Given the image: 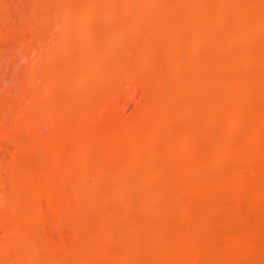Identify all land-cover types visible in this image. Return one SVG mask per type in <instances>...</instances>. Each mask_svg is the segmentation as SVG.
Listing matches in <instances>:
<instances>
[{
	"label": "rangeland",
	"instance_id": "obj_1",
	"mask_svg": "<svg viewBox=\"0 0 264 264\" xmlns=\"http://www.w3.org/2000/svg\"><path fill=\"white\" fill-rule=\"evenodd\" d=\"M143 1L139 0V3L141 2L139 4L138 0H0V212L5 210L7 211L6 215L7 213L9 215L6 216L5 223L0 224V264H169V262L170 264H181L180 259H178L181 256L178 257V252L182 251L184 247H186L184 248L186 253L182 254V257L185 259L181 258L183 260L182 264H233L234 261L237 262L236 264L238 262L240 264H264V232L260 233L262 237H258V235L255 237L256 239H252L250 236L259 234L253 233V231L256 232L255 228H259L257 232L262 228V225H260V228L258 224H254L255 222H263L262 220H264L262 219L264 218V198L261 199L263 202L260 200L261 204L258 203L259 207L256 206L258 208L255 207V209L254 207L252 208L249 198L248 200L245 199V203L244 200L240 201L237 207V204L234 205L237 203V200H233L232 196L226 193H224L226 195H222L221 193L224 197H220L221 195L219 194L210 195L203 193L200 194L203 196H199L193 192L195 195L192 193V196H187L189 202L184 200L192 204V198L195 196L194 201L198 199L199 202L196 201L192 204L197 205L195 206L196 209L192 206V209H194L192 211L195 212L191 211V216L185 217L179 211L180 202L177 203L175 201L176 198H174L179 193L180 188L176 187V183L175 185L173 182L170 183L171 177L173 178V174L178 173L177 171L182 166L181 164L185 163L184 165H186V162L189 164L190 158L191 161L193 160L191 153L196 154L198 152L197 154H200V152H204L202 149H205L203 148L205 143L203 141L205 140L203 138L195 139L191 134L192 132L190 133L188 129L189 124L191 126L194 124L193 119L191 120L192 115L188 111V106L190 107L193 101L192 96L194 95V91H191L193 84L207 81L206 84L210 85L211 83L212 85V82L214 83L219 75L224 77H233L237 74L245 76V74L250 72V67L249 69L243 67L245 70H242L246 71L245 73L242 70H236V55L231 61L224 63L218 68L205 67L210 59L214 57L210 52L214 54L215 51L213 52L211 48L216 47L215 45L217 44H221L222 46L230 42L231 33L229 32H231V29L229 27H232V24H228L227 30L225 28L224 30L226 31H224L215 22L217 18L214 16V13H210V16L206 13L203 18H199L200 20L203 19V21L207 20V22L201 20L203 24L200 23L202 25L200 26L201 28L207 27L206 34L203 28H199L203 33L199 30V32L196 31V34L198 38H202L200 35L205 34V39L208 35L211 34V36L203 41H201L202 39H198V41H201V43H198L194 39L196 34L191 31L192 26L183 22L184 14L182 11H185L186 8V10L191 9L192 4L180 5L178 0H163L165 3L160 0L159 2H162L163 6L165 5L164 8L157 7L154 11L158 13H154L153 11L154 14L149 13L150 17L147 16L148 14L143 16L144 18L148 17V19L146 18L147 22L144 19L145 24H142V33L144 34L145 32L142 35L143 38L139 37V39H135L132 37L130 40V33L132 34L128 28L130 26L128 25L127 27V24L125 26L123 22L127 19L129 22L133 21V17H140L139 15L146 14L147 7L142 3ZM209 1L211 3V1L217 0ZM218 1L220 2V0ZM233 1L230 0L227 6L231 4L232 6L230 5V7H236L237 4L238 7L241 4L242 7L239 6V8L244 18H249V15L252 17V12L250 13V11L254 0H251V2L250 0L247 2L246 0H240L241 3L239 1L238 3H234L235 1ZM242 1L246 5L242 4ZM205 2L204 5L207 4ZM217 2H213L212 4L216 6L218 5ZM84 3H86L85 7ZM166 4L168 5L166 6ZM209 5L207 4L206 6L208 7ZM184 6L188 7L184 8ZM245 6L250 11H245ZM179 8L181 9L179 10ZM203 8L206 7L198 8L201 9V12L199 10H196V12H199L198 14L202 13V10H205ZM228 8L229 6L225 9ZM88 9L90 12L92 11L91 13L92 15L94 14V17L96 16L95 18L89 17L88 19L83 16L85 10L88 11ZM140 9L142 12L145 10V13L142 14ZM151 10L150 8L148 12ZM193 10L195 9L193 8ZM96 11H100L101 13ZM180 12L182 13L180 14ZM196 12L195 14H197ZM156 14H158L159 19L155 18ZM197 15H195V18H198ZM130 17L132 18L131 20L129 19ZM199 19L197 20L200 22ZM259 26L264 29L262 24ZM261 28L259 27L255 31ZM212 30H214L215 35L211 33L213 32ZM208 31L210 34H208ZM258 31L257 33L262 35L261 31ZM117 34L119 36L120 34L121 36L125 34V36L117 38L119 37ZM219 34L221 36H218ZM216 37H218V41ZM221 37H223V40ZM209 39L211 41H208ZM214 39L218 43L215 42V45L214 43L209 44V42H214ZM259 39L261 42L257 40L258 43H255H257V46L261 43L262 46H258L261 50L264 44V35ZM198 44L203 46V48ZM116 50L119 51L117 52ZM258 61L256 67L253 66L254 70L251 69L254 74L264 71L262 70L264 68V60L260 61V63L263 62L261 65L260 63L258 64ZM106 65L108 67H105L107 70L104 68ZM98 68L104 69L107 72H114L111 73V76H116V78L114 77L116 81H113L116 83L113 84L114 87L112 85L110 89V86H108V90L107 87L101 86L98 88L99 90L97 89L98 91L96 90L97 87L93 86L91 88L96 80V77L92 76L93 73L95 72L96 75L94 74V76H97L100 70L99 77L103 73ZM31 75L35 77L33 82L35 84H32V89L29 86L32 92L27 88L32 83L30 79L33 78H29ZM198 78L200 82H198ZM92 80V83L87 82L89 86L91 84V87L87 85V88L84 81ZM80 82H84L85 84H80ZM145 89H149L150 91L147 93L153 95L152 98L149 95L150 100L147 102V97L146 100L144 97L145 91H147ZM164 89L167 92L166 95L163 93L162 96L165 97L159 98L158 94H161L159 92H165ZM33 90L36 91L34 92ZM151 91L153 93L156 92L155 95L157 91L159 92L155 96ZM42 93L46 95L45 100L42 98ZM146 95L148 96V94ZM40 100L43 106L40 105ZM142 105L148 109L149 117L151 116L152 118L148 122L152 127L147 126L148 124L145 125L146 129L147 127L150 129H147L148 134L145 132L146 129L143 124V121H147L145 118H140L146 117V115V119L149 118L147 109H140ZM139 109L142 113L146 111L144 115L138 116L141 114ZM150 111L153 112V116L150 115ZM185 113L188 116L186 115L185 117ZM33 115L40 119L36 124L35 120L34 122L32 121ZM113 115L117 116H114L115 118L113 119ZM213 116L212 119L217 118L216 120L219 122H217V125H221L224 131H231L230 125H232V122L229 118H220L217 111L213 113ZM187 117L188 119L190 118L188 120L190 121L189 123L187 120H184ZM133 118H138V126L143 125L144 127H140L144 132L142 130L141 133L143 134L139 135L144 145L148 138L150 139L148 142L153 140V129L156 132L154 133V138H158L148 144L146 143L150 148L155 141L152 149H146L148 151H145L143 154L137 153L138 158L135 156L136 153L133 155V149H135L133 145L130 147L131 144H128L132 139L136 143L135 139L132 138L133 134L141 130H138L139 127L133 124L134 122H131ZM139 118L140 120L144 119L143 121L141 120L142 123L139 121ZM87 119L88 123H91L85 126ZM115 119L116 122L114 121ZM119 119L126 121L120 122ZM118 121L119 125L117 124ZM192 121L193 123L191 124ZM125 122H130L132 123L131 126L135 125L136 128L138 127L137 130H132L135 127H129L130 123L126 125ZM121 123L126 125L125 128L127 129L123 130L128 132L127 134H129V131L131 134L133 133L130 136L131 134L126 135V132H124L125 138L121 137L123 140L132 138L128 142L124 140L125 145L128 144L129 147H125L124 143H122L123 141L121 142L122 147H124L122 150L125 152L120 150L121 143L119 142V136H115V139H108L110 136L114 137L112 133L115 130L118 129L116 131L118 132L122 129L117 127L122 126L123 124L121 125ZM124 126L122 127L124 128ZM149 131H151V134H149ZM224 131L223 135L227 133V131ZM107 133H109L108 138ZM42 136H44L43 138L47 143L41 138ZM228 137H230L228 138L230 141L227 138L225 139H227L229 145H235V148L237 146L240 147L239 149H235L239 151L237 153L240 154V158H230L223 163L224 165L214 169V171H210V173H208L209 171L205 173V171L197 169L194 172L197 173L196 175L199 180L206 181L209 177L210 180L212 178L213 180H217L222 174L229 176L231 174L233 182H238V180L240 182L243 179L242 176L240 177L237 174L240 162L242 161L241 163L243 164L241 166L245 168L253 167L254 161H252V165V162H247L248 160L245 162L244 160L246 155L243 153L246 150L244 135L238 132ZM169 138L171 139L168 140ZM172 138L175 139L174 142ZM191 138H194L196 141L194 139L191 140ZM176 140L177 142H175ZM166 141L168 143L171 142L172 146H175V149L172 147L174 150H176V146L177 148L179 147L181 155L177 153L179 155L177 156V154L172 153L174 151L172 149V152L168 150V152L170 151L168 153L166 151L168 147L165 149L167 146ZM191 141L194 143L192 144ZM139 142L141 143V141ZM175 143L181 144L178 146L179 144ZM113 144L120 151H117L116 147H113ZM193 145L196 146L193 148ZM168 146L170 147L169 144ZM158 149L161 154H158ZM193 149H196L197 152ZM121 151L124 152L122 153L123 156L125 155L124 158L119 157L121 155L119 152ZM195 154H193L194 157ZM82 157H85L87 160V163L84 165L80 164L79 159ZM178 157L183 160L180 161ZM153 159L156 161L155 165ZM96 163L97 166L95 165ZM234 163L236 168H234ZM184 165L182 166L183 168L185 167ZM178 166L179 168H177ZM71 167L72 169L74 167L76 172H72L73 170H70ZM189 167L190 169L192 168L191 164ZM189 167L187 171L190 173ZM157 168L160 170L157 171ZM166 170L169 171L166 172ZM171 170H174V172L171 173ZM235 173L237 175L234 176ZM159 174L160 176L155 177V175ZM15 176L19 179L15 178ZM82 176L86 178V183H83L84 185L86 184V187L84 186V190L81 188L82 192H77L75 185L80 178L84 179ZM24 179H27L26 182H29L24 184ZM245 179L244 177L243 180ZM118 191H122L123 194L119 193L121 197L118 196ZM160 193L164 197H160ZM217 197L221 199H219L218 203ZM162 200H165L164 203L161 202ZM173 200L174 202H172ZM211 201L212 203H210ZM233 202L235 203L233 204ZM145 203L147 205L152 204V207H155L152 210H144ZM158 203L161 206L156 205ZM22 204L28 205L30 213L26 212L28 208L24 210L25 214L22 213L24 212L22 209L25 208L21 206ZM208 204L212 208L210 207L209 209V206L208 208L205 206ZM228 204L229 206H226ZM249 204H251V207H249ZM232 205L234 206L231 207ZM240 205L243 207L240 208ZM158 206L162 207V211L157 208ZM219 208L223 209L220 211ZM239 208L241 211L238 210ZM249 210L250 212H248ZM222 211L223 216L226 215V218L220 216L222 215ZM31 212L33 213L31 214ZM206 212H209L210 214L208 215H212L213 217L205 220L207 222L211 221L213 225L210 222L206 224V221H204L203 215L205 216ZM214 212L218 214L213 215L215 214ZM244 217L246 220L249 217L251 218L250 220L248 219L251 223L247 220L251 226L248 227L249 230L236 225L233 221L234 219H242L244 221ZM192 218L193 220H191ZM197 220L198 224L196 223ZM219 220L224 222L219 223ZM225 223L227 226H224ZM195 224L198 226L196 227ZM171 227H174L175 230H181V227L186 230L189 228L190 230L188 231H199L201 228L203 231V228L206 227V233L223 234L222 238L226 234L225 230H227L229 234H237L236 237L238 239L234 238L235 240H232V234L230 235L231 238L227 234L228 236H224L225 238L222 240L220 238L217 242L214 241L213 245H208V249H203L202 245L199 244V246L192 239L189 240L190 238H187L189 240L188 243V240H184L186 239L185 236L183 237L184 239L181 237L182 241L179 238V240L175 238V241L177 240L175 242L174 235H172L175 230L173 228L171 230ZM221 227H226L225 230L223 229L224 233L221 230L219 232V228L221 229ZM208 229L211 231H207ZM163 230L166 232L169 230L167 233L170 239L168 243L171 244L170 241L172 240V243L174 241L176 244L173 243L172 245L175 248L166 246L168 243L165 241L168 240V236L165 235L166 232H163ZM170 231L173 232L171 233ZM248 233L249 235L246 238L245 234ZM238 235H242V238L239 239ZM23 242L25 243L23 244L24 246L22 245ZM183 242L185 243L184 247ZM224 242L225 245L223 244ZM190 243H194L197 246L192 245V247H195H191L192 249L187 248V245ZM241 245L242 247L246 246V248L243 247V249ZM28 246L29 249H27ZM176 246L182 247L179 249ZM218 246L220 247L218 248ZM197 247L199 252L193 250L197 249ZM213 247H217L218 249ZM247 247L250 249L253 247V249L250 250ZM34 249H37L36 251L38 252ZM219 249L220 251L218 252ZM254 249L255 251L258 249V251L255 252ZM165 250L170 254L167 258L165 254L167 255L168 253ZM248 250L250 251L248 252ZM175 253H177V258ZM194 253L199 255V257L194 256ZM220 253L222 257L219 255ZM129 256L130 259H127ZM164 258L166 259L164 260ZM158 259H162L163 261L161 262ZM127 260H132L133 262ZM166 260H172V262Z\"/></svg>",
	"mask_w": 264,
	"mask_h": 264
},
{
	"label": "bare ground",
	"instance_id": "obj_2",
	"mask_svg": "<svg viewBox=\"0 0 264 264\" xmlns=\"http://www.w3.org/2000/svg\"><path fill=\"white\" fill-rule=\"evenodd\" d=\"M142 1V0H141ZM160 0H144L142 3H144V5H146V14H143V13H145V10H144V12H142L141 11V9H140V11H141V13L143 14L142 16L141 15H139L140 17H133V15H131V17H133V21H128V19L126 20L127 21V23H125L126 21H124L123 22V24L126 26V24H127V27H128V25L130 26V27H128L130 30H131V32H132V34L130 33V36L131 37H129V39L131 40V38L133 37V38H138L139 39V37H141V38H143V36L142 35H144L145 34V32H144V34L142 33V31H143V29H142V27H143V25L145 24V22H147V19H148V17H143L144 15L146 16L147 14V16H149L150 17V14H154L155 12H157V11H154V10H156L157 9V7H163L164 8V6L159 2ZM163 1V0H162ZM218 1V0H217ZM217 1H213L214 3L215 2H217ZM230 0H220V2L218 1L217 3H218V5H216V6H214L212 3V1H211V3H210V1L208 0V1H204V0H178V3L180 4V5H187L188 3L191 5L192 4V7L195 9V10H193V8L191 7V9L189 8L188 10H186L187 8L186 7H188V6H184V8H186L185 9V11H182L183 12V22L185 23V24H190L189 26H192L191 28H192V30L191 31H193V33L194 34H196V31H198L199 32V30L200 29H202L200 26H202L200 23H202L201 22V20L203 21V19H199L200 17H202L203 18V16L207 13V15L209 14V16L211 15L210 13H214V16H216V21H215V19H214V21L224 30L225 28H226V30H227V27L229 26L228 24H232V27H229V29H231V32H229V33H231V36H230V38H231V40H230V42L228 43V44H225V45H222L221 46V44L220 45H215V42H217L218 40H217V38L218 37H216V40L214 39V42L212 41V42H209V44H213L214 43V45L216 46V47H213V48H211L212 50H213V52H214V54L212 53V52H210L212 55H214V57H212L211 59H210V61L207 63V65L205 66V67H211V68H218V67H220L221 65H223L224 63H227V62H229V61H231L232 59H233V57L236 55L237 56V60H236V70H238V71H241L242 69L243 70H245V68H243V67H247L248 69H249V67H250V72L249 73H247V74H245V76H241V75H239V74H237L236 76H233V77H224V76H222V75H219L216 79H215V82L213 83L212 82V85H211V83H210V85L209 84H206V82H203V83H195V84H193V89L191 90V91H194V97L192 96V99H193V101H192V103H191V106L189 107L188 106V111H189V113H190V115H192L191 116V120L193 119V121H194V124L191 126L190 124H189V127H188V129L190 130V133L192 134V136L193 137H195V139L196 138H203L205 141H203V142H205L204 143V147L203 148H205V149H202V150H204V152L202 153V152H200V154H197L198 152H197V148L196 149H193L195 152H197L196 154H197V156H196V154L195 153H193V154H195V157L193 156V154L191 153V157H192V161H191V158H190V163L189 164H187L188 162H186V165H184V164H181L182 166L184 165L185 167L183 168L182 166H180V168H179V166L177 167V168H179L178 169V173H175V174H173V176L175 177H173L174 178V180L172 181V177H171V180H170V183L171 182H173L174 183V185H175V183L177 184L176 185V187L178 186L179 188H180V191H181V193H180V191H178L179 193L177 194V195H175L174 196V194L173 193H171L173 196H174V198H176V200L175 201H177V203L178 202H180L179 204H180V208H179V211H180V213L183 215V216H185V217H188L189 215L191 216V211L192 210H194V209H192V206H193V208H195V206H197L196 204H194V205H192L194 202H196V201H198V199H196L195 201H194V199H195V196H194V198H192V197H190V198H192L193 200V202H192V204H190V203H187V202H189V200H187L188 198H187V196L189 195H195V193H197V195H199V196H203V195H200V194H210V195H214V194H219V195H221V193H222V195H226V194H228V195H230V196H232L231 198L233 199V200H237V203H235V202H233V204L234 205H236L237 207L239 206V202L240 201H242V200H244V203L246 202V200H248V198H249V200H250V202L252 203V205L251 204H249V207H251L252 206V208L254 207H256V206H258L259 204H261V202H260V200L262 199V198H264V71H261V70H259V71H261V73H259V72H256L255 74L254 73H252V71H251V69L252 70H254L253 69V66L254 67H256V65H257V61H258V64L260 63V61L262 60H264V44H263V47L261 48V50H260V47H258V46H262L261 45V43H260V45H258L257 46V40L259 41L260 39L259 38H261V37H263V30L264 29H262L261 28V26H259V25H261L262 24V26H263V28H264V0H254L253 1V3L251 4L252 5V9H251V11L249 10V9H247V7L245 8L244 7V10L246 11H250V13L252 12V17H251V15H249L250 17L249 18H244V15L241 13V11H240V8H239V6L240 7H242L241 6V4L237 7V4H236V7H230V5L228 4V6H229V8L228 9H225V8H227L228 6H227V3H230L229 2ZM232 1V0H231ZM235 1V2H234ZM233 2L234 3H238V1L240 2V0H234ZM237 1V2H236ZM248 0H246V2H247ZM121 2V1H120ZM120 2H119V4H120ZM164 2V1H163ZM191 2V3H190ZM204 2H205V4L207 3V4H210L208 7L206 6V5H204ZM232 2V3H233ZM250 2H251V0H250ZM90 3V2H89ZM108 3V2H107ZM117 3V2H116ZM138 3H139V0H138ZM141 3V2H140ZM139 3V4H140ZM165 3V2H164ZM163 3V4H164ZM168 3V2H167ZM216 3V4H217ZM241 3V2H240ZM85 4L86 3H84L83 5H84V7H85ZM133 4V3H132ZM242 4H244V5H246V3L245 2H243L242 1ZM98 5V4H97ZM114 5H116V4H114ZM122 5H123V3H122ZM134 5V4H133ZM144 5H142V6H144ZM159 5V6H158ZM162 5V6H161ZM168 4H166V6H167ZM214 7H212V6ZM250 5V6H251ZM90 6V5H89ZM136 6V5H135ZM139 6V5H138ZM141 6V7H142ZM156 6V8H154ZM176 6V5H175ZM232 6V5H231ZM91 7V6H90ZM94 7H95V5H94ZM145 7V6H144ZM178 7H179V5H178ZM181 8H183L182 6H180ZM201 7H206V8H203V9H205V10H202V13H200V14H198L199 12H201L200 10L201 9H198V8H201ZM140 8V7H139ZM139 8H136V9H139ZM152 9L151 11H152V13H151V11L150 12H148L149 11V9ZM181 8H179V10L181 9ZM72 9V8H71ZM98 9V8H97ZM111 9V8H110ZM160 9V8H159ZM239 9V10H238ZM107 10H109V9H107ZM160 10H162V9H160ZM178 10V11H179ZM183 10V9H182ZM193 12H191V11ZM196 10H199V12H196ZM94 11V10H93ZM137 11V10H136ZM139 11V10H138ZM153 11H154V13H153ZM204 11V12H203ZM92 12V11H91ZM90 11H89V9H88V11H86L85 10V14L83 15V16H85L86 18H88L89 19V17H92V19L93 18H95L93 15H92V13H91ZM96 12H100V11H96ZM161 12V11H160ZM162 12H163V10H162ZM182 12H180V14L182 13ZM195 12L198 14H195ZM242 12H244L243 10H242ZM95 13V12H94ZM101 13V12H100ZM111 13V12H110ZM150 13V14H149ZM158 13V12H157ZM179 13V12H178ZM248 13V12H247ZM96 14V13H95ZM99 14V13H98ZM193 14V15H192ZM109 15V14H108ZM130 15V14H129ZM157 16H155V18L157 17V19H159V17H158V14H156ZM165 15V14H164ZM195 15H197L198 16V18L196 17L195 18ZM200 15V16H199ZM202 15V16H201ZM67 16H69V15H67ZM138 16V15H137ZM177 16H179V15H177ZM176 16V17H177ZM110 17V16H109ZM129 18L130 20L132 19V18ZM174 17V16H173ZM211 17H213V16H211ZM246 17V16H245ZM106 18H108V17H106ZM135 18H136V20H135ZM138 18H140V19H138ZM147 18V19H146ZM214 18V17H213ZM109 19V18H108ZM142 19H143V21H142ZM144 19L146 20L145 22H144ZM168 19V18H167ZM197 19H199L200 20V22L197 20ZM207 19V18H206ZM209 19V18H208ZM212 19V18H211ZM65 20V19H64ZM107 20V19H106ZM105 20V21H106ZM118 20V19H117ZM122 20V19H121ZM213 20V19H212ZM85 21H86V19H85ZM119 21H120V19H119ZM123 21V20H122ZM158 21V20H157ZM199 23H198V22ZM204 21H206L207 22V20H204ZM203 21V22H204ZM261 22V23H260ZM144 23V24H143ZM257 23H258V25H257ZM260 23V24H259ZM143 24V25H142ZM200 24V25H199ZM203 24V23H202ZM211 24V23H210ZM212 26V25H211ZM258 26V27H257ZM210 27V26H209ZM261 28V29H258V30H260L261 31V33H262V35H261V37H259L260 35L257 33V31L258 30H256L255 31V29H257V28ZM200 28V29H199ZM207 27L205 26V28H203V30L205 31V34H206V31H207V29H206ZM210 28H212V27H210ZM214 28V27H213ZM208 30H209V28H208ZM217 30H218V28H217ZM226 30H224V31H226ZM195 31V32H194ZM201 31V33H203L202 32V30H200ZM213 32H211V33H214V30H212ZM224 31H223V33H224ZM209 32V31H208ZM207 32V33H208ZM216 32V31H215ZM259 32V31H258ZM218 33H220V32H218ZM222 33V32H221ZM122 34V33H121ZM121 34H120V36H119V34H117L119 37H117V38H120V37H122V36H125V34L124 35H122L121 36ZM205 34H202V35H200L202 38H198V36H197V34H196V36H195V40L196 41H198V39H202L201 41H203V40H206V39H208V37L209 36H211V34H210V32L208 33V34H210V35H208L207 36V38L205 39L204 37V35ZM214 35H215V33H214ZM224 35V34H223ZM218 36H221L220 34L218 35ZM229 36V35H228ZM214 37V36H213ZM220 38V37H219ZM222 38V40H223V37H221ZM128 39V40H129ZM135 39H133V40H135ZM211 39H213V38H211ZM219 40H221V39H219ZM195 41V43H197ZM201 41H198V43H201ZM208 41H211L210 39L208 40ZM224 41H225V39H224ZM226 42V41H225ZM255 42H257V43H255ZM260 42H261V40H260ZM218 43V42H217ZM227 43V42H226ZM262 43H263V41H262ZM206 44H207V41H206ZM198 45H200V44H198ZM203 45H204V43H203ZM208 45V44H207ZM227 45V46H226ZM201 46V45H200ZM213 46V45H212ZM126 47V46H125ZM128 47V46H127ZM202 48H203V46H201ZM208 47V46H207ZM206 47V48H207ZM209 47H211V46H209ZM131 48V47H130ZM215 48V49H214ZM211 49H209V50H211ZM120 50V49H119ZM118 50V51H119ZM206 50V49H205ZM211 50V51H212ZM117 51V50H116ZM117 51V52H118ZM203 52H204V50H203ZM205 53H207L206 51H205ZM263 54V55H262ZM203 55H204V53H203ZM259 56H261L260 58H259ZM205 57V56H204ZM257 59V60H256ZM255 61V62H254ZM262 64H263V62H261ZM261 63H260V65H261ZM252 64H255V65H252ZM250 65V66H249ZM259 65V66H260ZM100 66H102V65H100ZM103 67V66H102ZM105 67H107V65L106 66H104V68ZM252 67V68H251ZM108 68V67H107ZM107 68H105L106 70H107ZM99 69H101V68H98V70ZM248 69H247V71H248ZM102 70V75L99 77L98 76V74L99 73H101L100 72V70H99V72H98V74H97V76H94V74H95V72L93 73V77H96V80L94 81V83L92 84V87H91V84H90V86L87 84V82H93V80L95 79H93L92 81H84V82H86V84L84 83V82H80V84H85L86 85V87H87V85L89 86V87H91V88H93V86L94 87H97L96 88V90L98 89V88H100L101 86L102 87H107L108 88V90H109V87L108 86H110V89H111V86L115 83V82H113V81H116V80H114V77L116 78V76H111L112 74V72L113 71H109V72H107L106 70H104V69H101ZM104 70V71H103ZM242 70V72H244ZM262 70H264V68H262ZM246 72V71H245ZM244 72V73H245ZM114 73V72H113ZM251 73V74H250ZM116 74V73H115ZM254 74V75H253ZM34 75V74H33ZM41 75V74H40ZM96 75V74H95ZM100 75V74H99ZM247 75V76H246ZM240 76V77H239ZM29 77V76H28ZM43 77V76H42ZM98 77V78H97ZM29 78H33V79H30L31 80V82L32 83H28L29 85L27 86V88H28V90H30L29 89V86H30V88L35 84H33V82H34V80H35V77L33 76L32 77V75H31V77H29ZM201 78V77H200ZM118 79V78H117ZM30 80H29V82H30ZM43 80H44V78H43ZM42 80V81H43ZM198 80H199V78H198ZM197 80V81H198ZM203 80V79H202ZM38 81H40L39 79H38ZM83 81V80H82ZM118 81V80H117ZM198 82H200V80L198 81ZM37 83V82H36ZM112 83V84H111ZM33 84V85H32ZM45 84V83H44ZM43 84V85H44ZM116 84V83H115ZM38 85V84H37ZM41 85V84H40ZM36 86V85H35ZM45 86V85H44ZM37 87V86H36ZM46 87V86H45ZM113 87H114V85H113ZM44 88V87H43ZM88 88V87H87ZM90 88V89H91ZM32 89V88H31ZM34 89V88H33ZM36 89V88H35ZM47 89V88H46ZM45 89V90H46ZM99 90V89H98ZM97 90V91H98ZM145 90H147V91H145V93L146 94H148V96L145 94V100H146V97H147V100H146V102L148 101V100H150L149 99V95H150V93H147L148 91H150L149 89H145ZM163 90V89H162ZM31 91V90H30ZM34 91V90H33ZM36 91V90H35ZM34 91V92H35ZM101 91H103V90H101ZM107 91V90H106ZM105 91V92H106ZM164 91L165 92H162V91H157V94H158V92L159 93H161V94H158L160 97L159 98H161V97H165V96H162L163 95V93L166 95V90L164 89ZM32 92V91H31ZM43 92V91H42ZM48 92V91H47ZM104 92V91H103ZM152 92V91H151ZM39 93V92H38ZM156 93V92H155ZM155 93H153L152 92V94H154L155 95ZM43 95H42V98L44 99L45 98V96L47 95L46 94V92H45V94L46 95H44V93H42ZM156 94V95H157ZM49 95V94H48ZM155 95V96H156ZM44 96V97H43ZM153 97V95H150V98H152ZM42 98H41V100H42ZM36 100V99H35ZM39 100V99H38ZM40 100V105H42V101ZM45 100V99H44ZM190 101V100H189ZM44 102V101H43ZM37 103V102H36ZM47 104V103H46ZM43 106V105H42ZM144 107V108H143ZM147 107V106H146ZM139 108H140V106H139ZM140 109H144V110H146L147 108H145V106L144 105H142L141 106V108ZM140 109H139V111H140ZM187 111V112H188ZM215 111H217V114H219V117L220 118H229L230 120H231V122H232V125H230L231 126V131L230 132H228L227 130H225L224 131V129L221 127V125L219 126V125H217V122H218V120H216L217 118H214V119H212L214 116H213V113L215 112ZM138 112V111H137ZM146 112V111H145ZM145 112H143L142 113V111H140V115H138V116H142V114L144 115V113ZM26 113H28V112H26ZM33 113V112H32ZM31 113V114H32ZM36 113V112H35ZM150 113V115H152V111H150L149 112ZM112 114V113H111ZM138 114V113H137ZM136 114V115H137ZM147 114H148V109H147ZM34 115H36V114H34ZM33 115V116H34ZM146 115V114H145ZM186 115L188 116V114H186L185 113V117H186ZM189 115V116H190ZM28 116V115H27ZM29 116H30V113H29ZM37 116V115H36ZM36 116H34L33 117V119L32 118H30V119H32V121L34 122V120H35V124L37 123V121H39L40 119H39V117H36ZM39 116V115H38ZM115 115H113V119L117 116H115ZM153 116V115H152ZM137 117V116H136ZM148 117H149V114H148ZM184 117V118H185ZM24 118H26L25 116H24ZM23 118V119H24ZM36 118H38L37 120H36ZM42 118H44V117H42ZM118 118V117H117ZM116 118V119H117ZM140 118H145V120L147 121V122H145V121H143L142 119V121L144 122L143 124H144V126L146 125V124H148V122H150L149 121V119H152L151 118V116L148 118V119H146L147 118V115H146V117H140ZM140 118H139V121H141L140 120ZM28 119V118H27ZM116 119L114 120L115 122H116ZM135 119H136V122H135ZM190 119V118H189ZM188 119V117H187V119H184V120H189ZM26 120V119H25ZM120 120V119H119ZM134 120V121H133ZM133 120H131V122L133 123V124H135V125H137L138 126V124H139V122H137V120H138V118H133ZM213 120H214V122H215V124H213L214 122H213ZM31 121V122H32ZM123 120L121 119L120 120V122H122ZM124 121H126V120H124ZM123 121V122H124ZM142 121H141V123H142ZM193 121L191 122V124L193 123ZM85 122H86V120H85ZM90 122V121H89ZM190 121H188V123H189ZM39 123V122H38ZM91 123V122H90ZM90 123H88V119H87V122H86V124H85V126H87V125H89ZM126 123V125H129V123L130 122H125ZM132 123H130V125H129V127L132 125ZM138 123V124H137ZM186 123V122H185ZM219 123V122H218ZM34 124V123H33ZM117 124L119 125L120 123H119V121L117 122ZM123 124V125H122ZM121 125L122 126H124L125 124L124 123H121ZM126 125L124 126V128L122 127V126H117L119 129L120 128H122V129H120L118 132H122V133H120V134H122V135H120L118 132H116L117 130H115V132L114 131H112V132H114V133H112L113 135H114V137H109L108 138V134L109 133H107V138L108 139H110V138H114L115 139V136L117 137V136H119L120 137V140H119V138H118V140H119V142L121 143L122 141V143H124V145L126 144L125 142L127 141L128 142V140H130V139H132V138H134L135 139V141H136V143H134L133 141V139L132 140H130V142H128V144L130 143L131 145H130V147L133 145V147L135 148V149H133V155L136 153V158H138V155H137V153L139 154H143V153H145V151H146V149H152V147H153V144H155L154 142H153V144H152V146H150V148H149V145H147L148 143H150V142H152L154 139L155 140H157L158 138H154L155 137V134L154 133H156L155 132V129H153L154 131H152V139L153 140H151L150 142H148V140H150L149 138L147 139V141H146V139H144V141H146L145 142V145H144V143H143V141H142V139L139 137V135H141V134H143V133H141L142 132V128H140V127H143V125L142 126H138L137 128H138V130L139 129H141L140 131H138V133H140V134H138L137 133V128L135 127V125H133V126H131L132 128L133 127H135V129H132V130H134V131H136L134 134H133V137L131 138L130 136H132V134L130 133V131H129V134H131L129 137H130V139L129 138H127V140L126 139H124L125 140V142H124V140L121 138L122 136L125 138V136L126 135H129V134H127L128 132H126V131H124V130H126L127 128H125L126 127ZM141 125V124H140ZM152 125H153V123H152ZM222 125H224V124H222ZM147 126H151L150 124H148ZM35 127V126H34ZM152 127V126H151ZM150 127V128H151ZM144 128V127H143ZM225 128V127H224ZM124 129V130H123ZM129 129V128H128ZM145 129H146V126H145ZM147 129H149V127H147ZM146 129V131L145 132H147L148 130ZM226 129V128H225ZM130 130H131V128H130ZM150 130V129H149ZM133 131V132H134ZM223 131L224 132H226L227 131V133L226 134H224L223 135ZM124 132H126L125 134L126 135H123L124 134ZM143 132H144V130H143ZM150 133L149 134H151V131H149ZM239 132V134L241 133V134H243L244 135V137H245V140H244V144H245V148H246V150H245V152H243V153H245L246 155H245V158H244V160H245V162H246V160H248L247 162H252V161H254V165H253V162L251 163L252 165H253V167L251 166V167H247V168H245L244 166H241L243 163H241L240 162V164H239V166H240V168L239 169H237V174L241 177H243V179H244V177L246 178L245 180H243L242 178V181H240L239 182V180H238V182H233L231 179H232V176H231V174L230 173H228V174H230V176H231V178H230V176L229 175H226V174H222L221 175V177L220 178H218L217 180L216 179H214L213 180V178H212V180H210L209 178V180L207 179L206 181H201V180H199V178H197V173H195L194 171H197V169L198 170H202L203 172L205 171V173L206 172H208V173H210V171H214V169H216V168H220L222 165H224L223 163L226 161V160H229L230 158L231 159H234L235 157V159H239L240 157H239V155L240 154H238L237 153V151L235 150V149H239L240 147H238L237 146V148H235L233 145L231 146V145H229L228 144V142H227V139L228 138H230V137H228L229 135L231 136V135H234V134H236V133H238ZM117 133V134H116ZM64 134V133H63ZM111 134V133H110ZM116 134V135H115ZM136 134H138V135H136ZM144 134H146V133H144ZM147 134H148V132H147ZM158 134V133H157ZM154 135V136H153ZM225 135H227L226 137H224ZM44 136H42L41 138L42 139H44L43 138ZM137 137V138H136ZM150 137V136H149ZM157 137V136H156ZM242 137V136H241ZM240 137V138H241ZM40 138V139H41ZM139 138V139H138ZM225 138H227V139H225ZM41 139V141L43 142V140ZM122 139V140H121ZM136 139H138V140H136ZM141 139V140H140ZM171 138H169L168 140H170ZM173 139V142H174V138H172ZM192 139H194V138H191V140ZM194 139V141H196ZM45 140V139H44ZM166 140V139H165ZM167 140V141H168ZM229 141H230V139H228ZM46 141V140H45ZM113 141H115V140H113ZM138 141V142H137ZM139 141H141V143L139 142ZM163 141V140H162ZM166 141V147H165V149L168 147V149L166 150L167 152H168V150H170L171 152H172V150H174L175 149V146H172V144H171V142L170 143H168ZM188 141V140H187ZM187 141H185L186 143H187ZM242 141H243V138H242ZM117 142V141H116ZM118 142V143H119ZM157 142V141H156ZM165 142V141H164ZM175 142H177V140L175 141ZM239 142V141H238ZM237 142V143H238ZM46 143H47V141H46ZM122 143L120 144V146H121V148L119 147V145L118 144H116V145H118V148H120V150H122V148L124 149V147H122ZM133 143V144H132ZM147 143V144H146ZM188 143H189V141H188ZM191 143H192V141H191ZM194 143V142H193ZM192 143V144H193ZM230 143V142H229ZM125 145V147H129V145ZM165 144V143H164ZM168 144L170 145V147L168 146ZM175 144H179V143H175ZM174 144V145H175ZM181 144V143H180ZM180 144L178 145V146H180ZM191 144V145H192ZM197 144V143H196ZM231 144H233V143H231ZM44 145H45V143H44ZM136 145V146H135ZM184 145H185V143H184ZM183 145V146H184ZM186 145H189V144H186ZM201 145V144H200ZM229 145V146H228ZM237 145V144H236ZM87 146H88V143H87ZM115 145L113 144V147H114ZM146 146H148V147H146ZM157 146H158V144H157ZM194 146H196V145H193V148H194ZM91 147V146H90ZM89 147V148H90ZM116 147V149H117V151H120L118 148H117V146H115ZM156 147V146H155ZM174 149H173V148ZM187 147V146H186ZM185 147V148H186ZM191 147V146H190ZM93 148V147H92ZM192 148V147H191ZM199 148V147H198ZM141 149H142V151H141ZM172 149V150H171ZM182 149H184V148H182ZM242 149V148H241ZM135 150V151H134ZM177 150V151H176ZM176 150H174L172 153H175V154H179L181 151H179V150H181L179 147L177 148V146H176ZM192 150V149H191ZM122 151H124V150H122ZM119 152V154L121 153V155L119 156V157H123L124 158V156L122 155V153H124V152ZM148 151V150H147ZM146 151V152H147ZM169 151V152H170ZM183 151V150H182ZM247 151V152H246ZM153 152V151H152ZM158 154H161L160 153V151H159V149H158ZM168 152V153H169ZM239 152V151H238ZM241 152V151H240ZM165 153V152H164ZM174 154V155H175ZM177 154V156H179ZM165 155V154H164ZM180 155H181V153H180ZM159 157V156H158ZM182 157V156H181ZM82 158H83V161L81 162V160H82ZM81 159H79L80 160V164L81 165H84V164H86L87 163V160H86V158L85 157H82ZM135 158V159H136ZM150 158H152V157H150ZM175 158H176V156H175ZM179 158V157H178ZM180 159V158H179ZM86 160V161H85ZM157 160V159H156ZM178 160V159H177ZM181 160H183V159H180V161ZM85 161V162H84ZM153 161H154V159H153ZM173 161V160H172ZM175 161H176V159H175ZM179 161V162H180ZM238 161V160H237ZM177 162V161H176ZM178 162V164H180ZM232 162V161H231ZM155 163H156V161H154V165H155ZM190 164H191V169H190ZM237 164V163H236ZM96 166H97V163L95 164ZM175 165H177L176 163H175ZM187 165H189L188 167H189V169H190V173L187 171V169H188V167H186ZM234 165H235V163H234ZM246 166V165H245ZM232 167V166H231ZM176 168V167H175ZM176 168V169H177ZM227 168V167H226ZM230 168V167H229ZM234 168H236V165L234 166ZM75 168L73 167V169H72V167H71V171L72 172H76V169L74 170ZM158 169V168H157ZM183 169H185V170H183ZM160 169H158L157 171H159ZM175 170V169H174ZM174 170L172 171L171 170V173L172 172H174ZM161 171H162V169H161ZM169 170H166V172H168ZM193 174H192V173ZM235 172V171H234ZM14 174H15V172H13ZM12 173V174H13ZM171 173H170V175H171ZM231 173H233V172H231ZM19 174V173H18ZM18 174H16V175H18ZM161 174V173H160ZM160 174L159 175H155V177H158V176H160ZM166 174V173H165ZM216 174H217V171H216ZM236 173L234 174V176L235 175H237ZM127 175V174H126ZM168 175V174H167ZM166 175V176H167ZM196 175V176H195ZM199 175V174H198ZM200 175H202L201 173H200ZM128 176H129V174H128ZM128 176H127V179H128ZM233 176V177H234ZM17 176H15V178H16ZM18 177H19V175H18ZM17 177V178H18ZM24 177V176H23ZM84 179H81L80 178V180L77 182V184L75 185L76 187V189L75 190H77V192L79 191H83L85 188H84V186L86 185H84L83 183H86L85 182V180H86V178L84 177V176H82ZM168 177V176H167ZM22 178V177H21ZM235 178V177H234ZM13 179V178H12ZM19 179V178H18ZM17 179V180H18ZM23 179V178H22ZM130 179V178H129ZM167 179V178H166ZM168 179H170V178H168ZM16 180V179H15ZM25 180V179H24ZM24 180H23V182H24ZM27 180V179H26ZM26 180H25V182H24V184H26L27 182H29V181H27L26 182ZM176 180V181H175ZM20 182V181H19ZM21 183H22V181H21ZM169 183V184H170ZM30 184V183H29ZM86 187V186H85ZM177 187V188H178ZM81 188H83V190L81 189ZM178 188V189H179ZM177 191V190H176ZM122 193V191H118L117 193H118V196H120V194ZM162 192V191H161ZM193 192H195V193H193ZM120 193V194H119ZM168 193V192H167ZM193 193V194H192ZM224 193H226V194H224ZM123 194V193H122ZM13 195H15V194H13ZM167 195V194H166ZM220 196V197H224V196ZM251 195H252V197H251ZM123 196V195H122ZM126 196V195H125ZM168 196V195H167ZM188 196V197H189ZM207 196V195H206ZM250 196V197H249ZM254 196V197H253ZM121 197V196H120ZM160 197H164V196H161V193H160ZM169 197V196H168ZM172 197V196H171ZM228 197V196H227ZM126 198V197H125ZM170 198V197H169ZM189 198V199H190ZM197 198V197H196ZM213 198V197H212ZM218 198V201H217V203L221 200L219 197H217ZM251 198V199H250ZM253 198V199H252ZM164 199V198H163ZM187 200V202L185 201V200ZM220 199V200H219ZM223 199V198H222ZM225 199V198H224ZM228 199H229V197H228ZM246 199V200H245ZM141 200V199H140ZM170 200V199H169ZM174 200L172 201V202H174ZM232 200V201H233ZM259 200V201H258ZM165 201V200H164ZM164 201L162 200L161 202L162 203H164ZM225 201V200H224ZM262 202H263V200H261ZM199 202V201H198ZM210 203H212V201L210 202ZM209 203V204H210ZM259 203V204H258ZM126 204V203H125ZM146 204V203H145ZM144 204V207H143V209L144 210H152L153 209V207H155V206H153L152 207V204L151 205H145ZM154 204V203H153ZM169 204H171V203H169ZM189 204V205H188ZM198 204V203H197ZM209 204L208 205H205L207 208H208V206H209ZM224 204V203H223ZM241 204V203H240ZM248 204V203H247ZM141 205H143L142 203H141ZM156 205H160V203H158V204H156ZM191 205V206H190ZM217 205V204H216ZM215 205V206H216ZM234 205H232L231 207H233ZM243 205V204H242ZM251 205V206H250ZM21 206H23V207H25L24 209H22L23 211L24 210H26L27 208L29 209V207H27L28 205H24V204H22ZM71 206V205H70ZM161 206V205H160ZM160 206H158L157 208H159V209H161V211H162V207H160ZM166 206V205H165ZM198 206H201V205H198ZM214 206V207H215ZM219 206V205H218ZM226 206H229V204L228 205H226ZM203 207H204V205H203ZM205 207V208H206ZM210 207L211 206H209V209H210ZM224 207V206H223ZM231 207H229V208H231ZM236 207V208H237ZM243 207V206H242ZM241 207V205H240V208H242ZM259 207V206H258ZM258 207H256V208H258ZM70 208H72V207H70ZM166 208H168V207H166ZM175 208V207H174ZM177 209H178V207H176ZM206 208V209H207ZM212 208V207H211ZM225 208V207H224ZM240 208L238 209V210H240ZM255 208V209H256ZM26 210V212L27 213H30L29 211H30V209L29 210ZM196 209V208H195ZM199 209V208H198ZM201 209H203V208H201ZM200 209V210H201ZM220 209V211H221V209H223V208H219ZM232 209V208H231ZM244 209V208H243ZM254 209V210H255ZM21 210V211H22ZM156 210H158V209H156ZM204 210V209H203ZM237 210V209H236ZM251 210H253V209H251ZM159 211V210H158ZM160 211V212H161ZM205 211H207V210H205ZM210 211V210H209ZM217 211H219L218 209H217ZM224 211V210H223ZM223 211H222V215H220V216H223ZM241 211V210H240ZM244 211H245V209H244ZM6 212L7 211H2V212H0V224H3V223H5V221H6V216L8 215V213H7V215H6ZM155 212V211H154ZM193 213L195 212V211H192ZM203 212V211H202ZM248 212H250V210L248 211ZM23 214H25V211L24 212H22ZM33 212H31V214H32ZM207 213V212H206ZM205 213V216L203 215V219H204V221H206L205 219H207V220H209V218H211V217H213L212 215L210 216V215H208V214H210L209 212L206 214ZM215 213V212H214ZM220 213V212H219ZM224 213H225V211H224ZM234 213V212H233ZM236 213H237V211H236ZM30 214V215H31ZM202 214V213H201ZM204 214V213H203ZM216 214H218L217 212L215 213V214H213V215H216ZM240 214H242V213H240ZM249 214V213H248ZM27 215H29V214H27ZM233 215V214H232ZM9 216V215H8ZM153 216V215H152ZM210 216V217H209ZM230 216V215H229ZM244 216V215H243ZM248 216V215H247ZM250 216V215H249ZM193 217V216H192ZM219 217V216H218ZM223 217H225L226 218V215L225 216H223ZM222 217V218H223ZM232 217V216H231ZM242 217V216H241ZM251 217V216H250ZM248 218L249 220L251 219V218ZM190 218V217H189ZM194 218V217H193ZM193 218L191 219V220H193ZM225 218H223V220L225 219ZM233 218H234V216H233ZM239 218V217H238ZM195 219V218H194ZM218 219V218H217ZM220 219V218H219ZM241 219V218H240ZM244 219H245V217H244ZM247 219V220H248ZM262 219H264V218H262ZM262 219H260V220H262ZM214 220H215V218H214ZM222 220V219H221ZM247 220L245 219L244 221L241 219V220H239V219H237V220H233L235 223H236V225H239L240 227H243V228H246V229H248L249 230V228L248 227H251L250 225H249V223H251V222H249V220H248V222H247ZM253 220V219H252ZM251 220V221H252ZM195 221V220H194ZM220 221V220H219ZM224 221H226V223L227 224H229V222H227V220H224ZM224 221H222V222H224ZM239 221H240V223H239ZM242 221V222H241ZM254 221H255V219H254ZM263 222H255V224L254 225H256V224H258V227H260L261 228V226L260 225H262V230L260 229V231L259 232H257L258 231V229H256L255 228V231L256 232H254L253 231V233H255V234H257V233H259V234H257V235H255L254 236V234L253 235H250L251 236V238L252 239H256L255 237H257L258 235V237H262V236H260V233L261 232H264V220H262ZM212 225H213V223L211 222V221H209ZM209 222H207L206 221V224L207 223H209ZM214 222V221H213ZM221 221L219 222V223H222ZM253 222V221H252ZM197 224L199 223L198 222V220H197V222H196ZM203 223V222H202ZM226 223H225V225L224 226H227L226 225ZM243 223H245V224H243ZM247 223V224H246ZM211 224H208V225H211ZM242 224V225H241ZM244 225H246V226H244ZM249 225V226H248ZM195 226L197 227L198 225H196L195 224ZM205 226V225H204ZM223 226V225H222ZM238 226V227H239ZM253 227V226H252ZM256 227V226H255ZM166 228V227H165ZM174 229V227H171V230H173ZM183 227H181V230L180 229H178V230H175L174 232L173 231H170L171 233L173 232V234L172 235H174V241H175V238L177 239V240H179V239H181V241L184 239L183 237L185 236L186 237V239H184V240H188L189 238V240H193L195 243H198V245L200 244V245H202L203 246V249L204 248H207V246L209 245V246H211V245H213L212 243H214V241H218L220 238V240H222L223 238H225L224 236H226L227 234L229 235V238H231L230 237V235L232 236V240H237L238 238L236 237L237 236V234H235V233H231V234H229L228 232L229 231H227V230H225L226 229V227L224 228H222L221 227V229L219 228V232H220V230H221V232L223 231V233L226 231V234H224V236H223V238H222V235L223 234H221V235H219V233H217V234H215V233H212L211 232V234H208V233H206V229L205 228H203V231H202V228H201V230H191V231H188V230H190L189 228H187V230L186 229H182ZM160 230H161V228H159ZM167 229V228H166ZM165 229V230H166ZM197 229H199V228H197ZM205 229V230H204ZM225 231H224V230ZM229 229H230V225H229ZM239 229H242V228H239ZM170 230V229H169ZM169 230H167V232L166 231H164L163 230V232H166L165 233V235H167L168 236V240H164L165 242H167L168 243V241L170 240L169 239V234H167L168 233V231ZM185 230V231H184ZM218 230V229H217ZM216 230V231H217ZM245 230V229H244ZM244 230H241V231H244ZM159 231V230H158ZM207 231H211L210 229H208ZM213 232H215L214 230H212ZM161 232V231H160ZM246 232H248V231H246ZM162 235V234H161ZM172 235H170L171 237H172ZM227 235V236H228ZM244 235V234H243ZM246 235V238H247V235H249V233L248 234H245ZM221 236V237H220ZM170 237V238H171ZM183 239H182V238ZM238 237H239V239H241L242 238V235H238ZM254 237V238H253ZM166 238V237H165ZM173 238V237H172ZM179 238V239H178ZM188 238V239H187ZM235 238V239H234ZM227 239V238H226ZM263 239V238H262ZM26 240V239H25ZM176 240V241H177ZM189 240H188V243H189ZM243 240V239H242ZM258 240V239H257ZM257 240H255V241H257ZM163 241V242H164ZM174 241H173V243H174ZM175 241V242H176ZM239 241V240H238ZM241 241V240H240ZM251 241V240H250ZM254 241V240H253ZM171 242V244L170 243H168V244H166V246L168 245L169 247H174V245H172L173 243H172V240L170 241ZM186 242V241H185ZM221 242V241H220ZM260 242V241H259ZM222 243V242H221ZM221 243H220V245H221ZM255 243V242H254ZM254 243H252V244H254ZM23 244H25L24 242L22 243V245ZM28 244V243H27ZM174 244H176V243H174ZM178 244V243H177ZM191 244V243H190ZM190 244H188L187 245V248H190V249H192V248H194V247H192V245H196V244H191V246L190 247H188ZM207 244V245H206ZM211 244V245H210ZM224 245H225V242L223 243ZM240 244V243H239ZM239 244H237V245H239ZM163 245V244H162ZM199 245V246H200ZM24 246V245H23ZM31 246V245H30ZM164 246V245H163ZM185 246V243L183 242V247ZM197 246V245H196ZM205 246V247H204ZM216 246H217V244H216ZM222 246V245H221ZM252 246V245H251ZM22 247V246H21ZM26 247V246H25ZM39 247V246H38ZM37 247V248H38ZM165 247V246H164ZM178 246H176V248H177ZM182 247V246H181ZM180 247V248H181ZM192 247V248H191ZM220 246H218V248H219ZM241 247H242V245H241ZM244 248H246V246H243ZM242 247V248H243ZM175 248V247H174ZM179 248V247H178ZM179 248V249H180ZM184 248H186V247H184ZM184 248H183V250L182 251H179L180 252V255H179V252L178 251H176V252H178V257L179 256H181L180 258H178V259H180V263L182 264V262H183V260H185L182 256V254L185 252V250H184ZM209 248V247H208ZM207 248V249H208ZM213 248H217V247H213ZM217 248V249H218ZM222 248V247H221ZM243 248V249H244ZM255 248V247H254ZM27 249H29V246L27 247ZM166 250H167V248H165ZM190 249H188V250H190ZM201 249V248H200ZM202 249V250H203ZM224 249H226V248H224ZM247 249H250V248H248L247 247ZM253 249V247L250 249V250H252ZM35 251L37 250V249H34ZM165 250V251H166ZM187 250V249H186ZM193 250H196V251H198V247H197V249H193ZM193 250H191L192 252H193ZM206 250V249H205ZM213 250H215V249H213ZM227 250V249H226ZM250 250H248V252L250 251ZM196 251H195V253H196ZM220 251V249L218 250V252ZM223 251V250H222ZM242 251H244V250H242ZM246 251V250H245ZM254 251H255V249H254ZM256 251H258V249L256 250ZM255 251V252H256ZM36 252H38V251H36ZM167 252V251H166ZM166 252H164V253H166ZM182 252V253H181ZM199 252V251H198ZM205 252V251H204ZM203 252V253H204ZM212 252V251H211ZM214 252H217V251H214ZM214 252H213V254H214ZM248 252H247V254H248ZM251 252H253V251H251ZM164 253H162V255H164ZM168 253V252H167ZM186 253V252H185ZM184 253V254H185ZM194 253V256H198L199 257V255H197V254H195ZM201 253V252H200ZM202 253V254H203ZM222 253V252H221ZM221 253L219 254L220 256H221ZM36 254V253H35ZM169 254V253H168ZM166 255L165 254V257L167 258V257H169L170 256V254L169 255ZM176 254V258H177V253H175ZM199 254V253H198ZM204 254H206V253H204ZM225 254H226V251H225ZM224 254V255H225ZM246 254V253H245ZM40 256V255H39ZM193 256V257H194ZM208 256V255H207ZM250 256V255H249ZM248 256V257H249ZM160 257H161V255H160ZM215 257H217V256H215ZM222 257V256H221ZM224 257V256H223ZM232 257V256H231ZM252 257H253V255H252ZM263 257V256H262ZM162 259H163V257H161ZM166 258H164V260L166 259ZM181 258L183 259V260H181ZM217 258H219V257H217ZM227 258V257H226ZM229 258V257H228ZM251 258V257H250ZM255 258V257H254ZM127 259H130V256L127 258ZM162 259H158V260H161V262L163 261ZM170 259V258H169ZM177 259V260H178ZM216 259V258H215ZM133 260V259H132ZM132 260H127V261H131V262H133ZM176 260V261H177ZM212 260H213V258H212ZM234 260H236V259H234ZM166 261H168V260H166ZM169 261H171L172 262V260H169ZM168 261V262H169ZM194 261H195V258H194ZM211 261V260H210ZM219 261V260H218ZM232 261H233V258H232ZM236 261H238V260H236ZM250 261V260H249ZM177 262H179V261H177ZM197 262V261H196ZM58 263V262H57ZM173 263H175V262H173ZM211 263V262H210ZM216 263H217V261H216ZM219 263V262H218ZM226 263V262H225ZM229 263V262H228ZM232 263V262H231ZM237 262H233V264H236ZM169 264H170V262H169ZM172 264V263H171ZM178 264V263H177ZM212 264V263H211ZM227 264V263H226ZM238 264H240L239 262H238ZM251 264V263H250Z\"/></svg>",
	"mask_w": 264,
	"mask_h": 264
}]
</instances>
